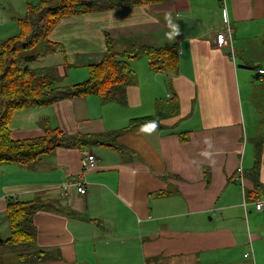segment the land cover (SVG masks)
Listing matches in <instances>:
<instances>
[{
  "label": "crops",
  "instance_id": "obj_1",
  "mask_svg": "<svg viewBox=\"0 0 264 264\" xmlns=\"http://www.w3.org/2000/svg\"><path fill=\"white\" fill-rule=\"evenodd\" d=\"M31 1L6 0L0 29L11 20L19 31ZM226 24L232 48L215 44ZM105 33L119 49L124 41L176 45L177 73L154 71L138 56L128 60L134 82L125 106L86 95L15 111L13 140L41 137L46 125L106 143L0 164V239L8 235L7 200L38 197L47 204L34 215L36 245L53 257L25 264H251L250 250L254 264H264V208L253 205L264 199V0H174L65 17L48 35L55 51L34 64L76 84L101 59ZM83 34L90 45L77 49L72 37ZM172 96L175 113L123 130L158 105L166 112ZM85 149L97 162L84 174L81 196L63 187L81 176ZM0 257L21 264L5 248Z\"/></svg>",
  "mask_w": 264,
  "mask_h": 264
},
{
  "label": "trees",
  "instance_id": "obj_2",
  "mask_svg": "<svg viewBox=\"0 0 264 264\" xmlns=\"http://www.w3.org/2000/svg\"><path fill=\"white\" fill-rule=\"evenodd\" d=\"M169 1L174 0H38L28 4L25 16L18 20V33L0 42V164L26 165L40 160L56 148H84L92 140L106 143L94 138V135H68L46 125L41 137L13 140L9 133V121L15 111L86 95L97 96L102 104L125 106L126 89L134 82L128 60L138 56L145 57L154 71L177 73L176 45L135 46L131 41H124L127 45L119 49L118 41L105 33L104 53L97 63L89 66V77L80 83L62 84L54 67L31 66L55 51L48 35L62 18ZM160 108L158 105L152 116L130 120L123 130L136 125L158 124L160 116L175 113L173 96L166 112H161ZM180 139L186 140L185 137ZM107 145L114 147L108 142ZM259 152L257 147L252 168L254 175L258 170ZM45 204L38 197L29 201L9 198L6 202L4 218L8 235L0 239V248H5L18 263L46 261L53 257V253L36 245L34 215L45 208ZM0 264L10 263L0 257Z\"/></svg>",
  "mask_w": 264,
  "mask_h": 264
},
{
  "label": "built area",
  "instance_id": "obj_3",
  "mask_svg": "<svg viewBox=\"0 0 264 264\" xmlns=\"http://www.w3.org/2000/svg\"><path fill=\"white\" fill-rule=\"evenodd\" d=\"M232 29L229 26V24H226L223 30L218 32L215 36V44L218 47H223V46H230L232 48ZM263 70H259V73H262ZM97 158L93 153H91L88 149L83 150L82 153V161H81V176L71 183L67 184L66 186L63 187V190H67L69 186H72L76 193L84 196L86 194V187H85V180H84V174L85 172L93 169L96 165ZM238 172L242 173L241 167L238 168ZM254 208L256 211H260L264 208V199L263 200H256L253 202ZM244 257H248L251 259V264H254V259H253V254L252 250L250 252L245 253Z\"/></svg>",
  "mask_w": 264,
  "mask_h": 264
},
{
  "label": "rangeland",
  "instance_id": "obj_4",
  "mask_svg": "<svg viewBox=\"0 0 264 264\" xmlns=\"http://www.w3.org/2000/svg\"><path fill=\"white\" fill-rule=\"evenodd\" d=\"M10 1V6H12V5H14V4H16L17 2H16V0H9ZM38 0H32L31 2L32 3H36ZM30 2V1H29ZM29 2H27V3H29ZM7 6H9V4L6 2V0H4V2H2L1 3V6H0V10H2L1 9V7H7ZM10 6H9V8H10ZM25 12H26V9H25ZM7 22H8V20H7ZM6 22V23H7ZM16 23H14V22H11V20H10V22L8 23V24H6V25H4V27L3 28H1L0 29V32L2 31V30H5V31H8L7 33H6V35L7 36H9V35H11V36H14V35H16L17 33H18V29L16 30ZM16 31V32H15ZM15 32V33H14ZM14 33V34H13ZM11 36H9V37H11ZM84 36H86V34H83L82 36L80 35L79 37H77V38H74V37H72V39H74V40H76V42H75V47L77 48V49H79V43L81 42V43H83L84 44V49H88V46L90 45V43H88L87 42V40H86V37H84ZM2 36H0V38H1ZM6 38V37H5ZM8 38V37H7ZM4 39V38H3ZM2 39V40H3ZM1 41V40H0ZM91 51H93V53H98V49L96 48V44H95V39H93L92 38V41H91V49H90ZM95 53V54H96ZM56 55V54H55ZM56 57H58V55H56ZM140 59H144V58H140ZM45 62L46 61H50V58H47L46 60H44ZM32 67H38V65H36V64H34V63H32V65H31ZM88 69H89V66H88ZM73 73H75L76 75H78L79 74V70H75V71H73ZM87 77H85V79H82L81 81H79V82H76V83H80V82H82V81H84V80H86L88 77H89V70H88V73H87V75H86ZM78 78H81V77H78Z\"/></svg>",
  "mask_w": 264,
  "mask_h": 264
},
{
  "label": "water",
  "instance_id": "obj_5",
  "mask_svg": "<svg viewBox=\"0 0 264 264\" xmlns=\"http://www.w3.org/2000/svg\"><path fill=\"white\" fill-rule=\"evenodd\" d=\"M27 66H25V68H26Z\"/></svg>",
  "mask_w": 264,
  "mask_h": 264
}]
</instances>
